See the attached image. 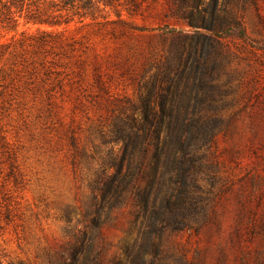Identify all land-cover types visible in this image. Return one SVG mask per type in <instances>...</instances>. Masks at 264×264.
<instances>
[{
  "label": "rangeland",
  "instance_id": "1",
  "mask_svg": "<svg viewBox=\"0 0 264 264\" xmlns=\"http://www.w3.org/2000/svg\"><path fill=\"white\" fill-rule=\"evenodd\" d=\"M47 1L32 9L46 11ZM255 2L239 9L247 37L225 38L234 92L224 102L226 128L215 142L221 179L214 210L198 232L176 235L191 264H264V0ZM94 3L82 17L74 14L78 8L64 11L68 23L28 22L24 12L16 13L14 26L0 16L3 264H45L74 239L69 231L84 230L89 175L101 166L95 146L106 157L115 145L101 130L139 117V83L170 46L164 27L191 29L172 0ZM134 210L131 204L115 210L103 226L106 263L137 232Z\"/></svg>",
  "mask_w": 264,
  "mask_h": 264
},
{
  "label": "trees",
  "instance_id": "2",
  "mask_svg": "<svg viewBox=\"0 0 264 264\" xmlns=\"http://www.w3.org/2000/svg\"><path fill=\"white\" fill-rule=\"evenodd\" d=\"M36 1L0 0L3 22L17 26L16 13L25 12L28 22L68 23L71 18L64 11L78 8L74 14L82 17L95 7L94 0H43L49 4L44 11L32 9ZM248 3L256 4L172 0V10L191 29L164 27L170 46L139 83L134 104L139 117L128 115L101 130L115 145L106 157L95 146L101 166L89 175L93 193L80 213L84 230L69 231L74 239L62 251L48 254L45 264H191L176 235L198 232L209 221L219 195L215 142L226 128L224 102L234 92L225 38L234 33L247 37L239 9ZM129 204L135 209L132 228L137 232L123 242L120 255L106 263L102 228L113 220L115 210Z\"/></svg>",
  "mask_w": 264,
  "mask_h": 264
}]
</instances>
